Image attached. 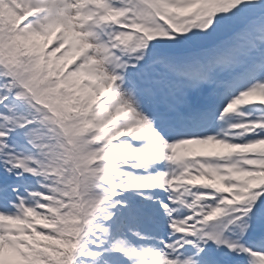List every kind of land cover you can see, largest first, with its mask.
Returning <instances> with one entry per match:
<instances>
[{"label":"snow or ice","instance_id":"1","mask_svg":"<svg viewBox=\"0 0 264 264\" xmlns=\"http://www.w3.org/2000/svg\"><path fill=\"white\" fill-rule=\"evenodd\" d=\"M260 74L264 0H0V264H264V116L227 120L264 105ZM158 120L197 131L168 142ZM98 212L167 217V251L109 244Z\"/></svg>","mask_w":264,"mask_h":264},{"label":"rangeland","instance_id":"2","mask_svg":"<svg viewBox=\"0 0 264 264\" xmlns=\"http://www.w3.org/2000/svg\"><path fill=\"white\" fill-rule=\"evenodd\" d=\"M130 138H131V137H130ZM131 139H132V140H135V139H133V138H131ZM135 141H137V140H135ZM13 146L15 147L16 151H18V152H22V151L24 150L23 147H22L21 145H13ZM146 166H147V165H146ZM146 166H144V168H147ZM34 180H35V179H34ZM10 183H12V184L15 186L16 184H20L21 181L16 180V178L14 177V180H13L12 182H10ZM22 186H23V187H27V188L32 187V188L37 189V190L40 189L41 191H46V189H41L40 186H39L38 184L34 185V182H33L32 180H30V181H26V180H24V182L22 183ZM156 190H158V189H156ZM151 191H154V190H151ZM129 233H131V232H129ZM140 233L143 235V234H146L147 232H146V231H142V232H140ZM140 241H142V239H137L135 242H133V243H131V244L125 242V244H126L125 247H131V248H134V249L137 250V251H140L141 248L147 250V239H144V240H143V243H144V245L146 246L145 248H144V246L140 243ZM123 258H124V259H127L126 257H123Z\"/></svg>","mask_w":264,"mask_h":264},{"label":"bare ground","instance_id":"3","mask_svg":"<svg viewBox=\"0 0 264 264\" xmlns=\"http://www.w3.org/2000/svg\"><path fill=\"white\" fill-rule=\"evenodd\" d=\"M148 236H151L152 240H154V244L150 247H147V250H151V251H156V252H159L161 250H164L162 248V243H163V240L161 238H159L156 234H146Z\"/></svg>","mask_w":264,"mask_h":264}]
</instances>
